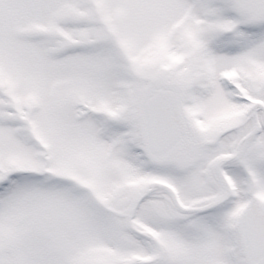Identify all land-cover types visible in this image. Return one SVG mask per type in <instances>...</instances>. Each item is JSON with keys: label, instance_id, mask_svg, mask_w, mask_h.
<instances>
[{"label": "snow or ice", "instance_id": "6c2138e0", "mask_svg": "<svg viewBox=\"0 0 264 264\" xmlns=\"http://www.w3.org/2000/svg\"><path fill=\"white\" fill-rule=\"evenodd\" d=\"M0 264H264V0H0Z\"/></svg>", "mask_w": 264, "mask_h": 264}]
</instances>
